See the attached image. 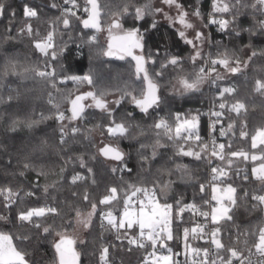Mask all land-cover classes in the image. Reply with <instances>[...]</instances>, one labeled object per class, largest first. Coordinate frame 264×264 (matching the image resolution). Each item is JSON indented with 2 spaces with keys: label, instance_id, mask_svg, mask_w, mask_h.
<instances>
[{
  "label": "trees",
  "instance_id": "obj_1",
  "mask_svg": "<svg viewBox=\"0 0 264 264\" xmlns=\"http://www.w3.org/2000/svg\"><path fill=\"white\" fill-rule=\"evenodd\" d=\"M3 2L11 7L3 17H0V187L11 186L14 190L22 189V196L28 191L35 192V196L24 197V203L20 205V208L49 205L57 208L59 214L33 218L36 222L42 221L44 226H51L50 233H44L42 228L35 229L29 223L21 225V222L16 219L18 211L16 205H13L11 211L0 206V214L10 217L9 222H0V231L13 235V243L27 253L26 259L30 264H56L57 257L53 244L59 239L57 233L65 232L68 235L74 229L76 211L85 213L91 208V203L95 202L97 212L93 216L90 227L84 234L83 241L74 244L75 251L79 253V264L95 263L103 247L109 248L112 264H137L141 256L140 251L134 247H130L131 250H129L126 239L117 240V233L109 230L107 223L105 227H102L100 213L109 210L117 216L121 213L125 198L124 190L127 189L128 184L153 187L157 182L171 180L173 183L167 202L177 197L201 199L200 184H204L206 179V160H196L192 156H177L173 142L163 135L157 137L156 130L151 127L161 117L168 119L174 125L176 113H180L182 118L196 114H200L201 118L202 107L206 103L208 94L204 84L199 91L183 95L170 93L177 79L185 77L189 80L195 79L201 60L197 59L193 64L189 44L183 41L173 26L159 21L152 15L145 16L140 21L135 20L132 6L142 5L146 0H98L101 29L108 28L114 20H119L121 29L124 31L139 28L143 35V55L147 59L151 54L155 61V63L149 61L146 68L153 81L159 85V104L150 108L149 114L145 115L126 98L116 110L117 121L124 119L127 112L133 113V118L126 120L132 126L129 138L122 140L112 138L106 132L103 136L125 153L124 163L119 161H113V164L107 163L99 154L92 133L96 129L102 132L99 126L108 123V118L99 109L88 108L86 119L73 122L74 125L80 126L82 133L92 129L90 139H86L83 134L78 135L74 141L69 137L68 143L62 150L59 144L60 122L55 118L57 109L49 103L50 98L59 106V110L69 117V99L78 93L87 92L85 88L98 94L104 93L105 99L109 100L118 99L123 93L129 91H134V94L139 96L145 84L142 79H137L132 61L120 59L115 55H105L107 48L106 43L100 39L101 29L86 30L76 17H70L69 28H64L62 22L56 25L54 35L56 60H51L50 55L45 57L35 49L34 40L46 37L52 30L51 22L61 15L62 6L58 0H3ZM178 2L189 13L194 8H199L203 17L202 23L205 25L210 0H178ZM247 2L252 3L254 0H247ZM53 3L57 4L56 8L51 7ZM25 4L36 8L37 18L27 20L24 18ZM78 4L80 8L74 11H77V15L81 18H86L88 14L83 12L85 0H78ZM126 4L129 5L130 14L118 15ZM13 9L16 11L15 18L11 17ZM215 15L229 20L232 18L230 13ZM258 18L264 17H260L258 12L254 13L251 8H248L243 15L239 16L236 24L243 29L252 28ZM154 19L155 28L151 27ZM25 23L32 25L31 37L27 33L17 34L18 29L24 27ZM9 27H11L10 33L6 31ZM232 27L230 26L221 34H216L215 30L211 29L210 50L214 58L228 50L234 54V59L238 58L241 61L240 72L231 73L228 78L217 81V84L221 88L235 89L232 95L225 94L228 106L236 100L246 105V110H242L239 115L226 107L225 115L221 117L223 124L230 122L234 124L233 130L223 139L225 145L231 143V149L226 147L225 152L249 153L247 161L243 158H233L236 164L226 178L227 184L237 188L238 197H243L245 190L251 194L259 192L260 189V183L253 178L251 170L259 166L262 161L259 158L252 161L250 157L253 154L256 156L264 154L260 147L251 148V136L258 128L264 127V92L255 90L256 80H264V55H261L264 52V34L257 29L255 35H251L248 31H241L240 35L236 36L232 32ZM37 32L39 35H36ZM9 35L12 38L6 39ZM93 36L95 40L91 39ZM205 44L206 41L204 47ZM52 51L53 49H49V54ZM253 51H256L257 55L248 62L247 67H243V62L251 56ZM172 56L180 58V65L174 67L170 64L162 68L161 65ZM49 62L56 69V87H53L47 78H40L32 71L34 68L43 70ZM224 70L217 65L219 73ZM84 75L92 77V85L86 82L76 83L71 79L64 82L60 80V77ZM209 94L214 106L221 102L216 95V86ZM217 109L220 111L219 108ZM14 121L17 123L13 131ZM30 123L32 126L28 127ZM63 123L67 125L69 121L65 119ZM242 129L249 133L247 137H240ZM157 139L165 146L158 148L157 156L152 159L151 146ZM141 143L149 147L141 150ZM197 143L189 141L185 144V148L191 146L199 151ZM142 156H147L149 159L144 160ZM69 157L72 162L65 164V160ZM78 157H83L87 164L86 168L80 167ZM25 160L30 161L33 168L26 170L25 175L21 177L19 171L22 170V162ZM125 163L127 168L113 173V167L121 169L124 168ZM177 164L187 165V176L181 178L175 171ZM215 166L223 167L224 162L217 161ZM237 166L241 170L239 176L235 174ZM62 168L63 172H61ZM87 168H91L92 172L89 173ZM41 170L44 174L37 177V172ZM169 171L172 172L171 175ZM77 173L84 179L74 184L72 177ZM245 173L249 177L247 181L243 180ZM36 183L39 187H33ZM45 185L49 186L47 193L43 190ZM111 187L118 189V200L110 205L99 204V200L109 194L108 190ZM85 193L89 196L88 201L83 199ZM161 202H164L163 198ZM254 203L256 202L251 201L250 198L240 200L237 208L234 209L233 221H221L222 240L226 245L245 250L244 240L246 238L251 240L253 237H245L241 233L256 232V229L264 224V208L253 209L251 205ZM124 231L122 229L121 233ZM138 231V227H134L129 235L138 234ZM20 234L29 235V241L21 244L16 239ZM238 237L239 243H237Z\"/></svg>",
  "mask_w": 264,
  "mask_h": 264
},
{
  "label": "snow or ice",
  "instance_id": "obj_2",
  "mask_svg": "<svg viewBox=\"0 0 264 264\" xmlns=\"http://www.w3.org/2000/svg\"><path fill=\"white\" fill-rule=\"evenodd\" d=\"M65 5H70V7H64L61 11V15L56 17V20L51 22V31H49L46 37L34 40L35 49L39 50L45 57L51 56V60L57 59V52L55 51L54 35L56 32V25L62 22L64 28H69L71 25L70 17H76L80 23H82L85 29L95 28L97 31L100 30V6L98 0H85V5L83 7V12L87 13V18H81L77 15V11L74 9H79L80 5L78 0H63ZM90 6V7H89ZM11 5H6L3 0H0V17H3ZM52 8H56L57 4L53 3ZM134 8V18L137 21L143 20L145 16L163 14L165 18L169 19L173 25L179 24L181 30H178V35L184 39L186 44L192 46L193 54L191 60L195 64L197 59L203 61V64L199 67L195 79L189 80L188 78H181L179 83L183 89V92L199 91L200 87L204 83H209L212 86L217 87V98L221 101L218 104L220 111L211 110L210 117H215L214 120H210L209 125V135L211 137V145L209 143L203 142L201 136L199 135V122L200 114L191 115L190 117H183L180 113L175 114V124L169 122L168 119L161 117L156 120L151 127L156 130V136H166L169 141H172L176 147L177 156H192L196 160H204L207 158L209 165L213 164L212 157L224 162V166H213L211 167L212 172V197L211 199L216 202L214 206H211V210L202 211L201 208L195 203L182 204V199L175 200V211L173 204L167 202L169 191L171 190L172 181L167 182H157L153 185L151 189L143 186H136L134 184H128L127 189H125V198L123 200V212L120 217L114 216L111 210L107 212L101 211V226L105 227L104 221H107V227L109 230H114L117 233V240L126 239L129 245H133L140 249H146L149 246L152 251L149 252L145 257L143 264H181V261L176 259L180 253H174L173 249L168 246L169 241H173L178 237L174 235L173 222L174 216L178 219H182L183 213L185 211H192L194 214H198L205 218V223H195L192 227H184L182 237L184 244V255L186 257L184 264H234V261H239V264H264V227H259L256 232H244L241 235L245 237H253V239H245L244 245L245 250L248 255H244V251L240 250L234 246L226 245L221 238V229L218 225L221 221H233L234 209L237 208L240 200H247L250 198L251 201L256 203L252 204L253 209L264 208V154H262L259 159L261 163L258 167H253L251 172L253 178L260 183L259 192L249 193L247 190L244 191L243 197H238L237 188L232 184H227L226 187H218L216 182L219 181L221 184L224 183V178L229 176V171L233 169L236 160L233 158H243L247 161L249 159V153L245 151H228L225 152L226 147L231 149V143L225 145L224 143L217 144L215 136L212 134L216 131V125L221 123V117L225 115L224 110L228 107L229 111L235 112L237 115L240 114L242 110H246V105L239 100H236L230 106H228L225 100V94L232 95L235 92L233 87H223L221 88L217 81L222 80L224 77L217 71V65L223 67L226 72L236 74L241 71V61L236 58L234 59V54L225 50L223 53H219L216 58L209 57L205 59L203 53V44L208 39L205 33L196 27V25L190 19V13L187 11L178 0H160V6H155L154 0H146L142 5H133ZM251 8L254 13L258 12L260 17H264V0H254L252 3H248L247 0H213L212 12L209 14L208 24L204 25L207 27L210 24L218 25V31H225L232 27V32L236 36H239L241 31H248L251 35L256 34L258 29L261 34H264V18H258L255 20V25L252 28L243 29L236 24L239 16L243 15L245 10ZM167 9V10H166ZM175 9V17L170 15V12ZM216 13L220 14H231V20L216 18ZM129 13V5H125L122 12L118 15H125ZM23 16L24 18H37L38 12L36 8L30 7L28 4L23 6ZM191 16L203 20L199 8H194L191 12ZM11 17H16V11L13 9L11 11ZM155 19L151 27L155 28ZM121 29L122 26L119 20H114L110 25L109 33L111 35V30ZM192 30V38L189 39L186 35V30ZM8 33L11 32V27L7 28ZM27 33L28 36L33 35V29L31 23H25L24 27L18 29V35H23ZM230 35L232 33H229ZM36 35H39L37 32ZM9 35L6 39H11ZM95 40V37H91ZM112 41L108 45V51L105 55L112 56L117 53L113 52V48L116 47L119 58L124 59L125 56H131L136 62L135 73L137 79H142L145 84L144 89L141 91L140 95L134 94V91H129L123 93L118 99L114 101H108L105 99L104 93H97L95 91H88L82 94L76 95L74 98L69 99L71 115L69 117L65 116L63 111L59 110V106L53 103L50 98L49 103L56 107L57 112L55 118L60 122V140L59 144L62 147L68 143V138L71 137L74 141L78 135L83 134L86 139H90V134L92 129H87L82 133L79 125H74L73 122L81 121L87 118L86 109H99L108 118V123L106 125L99 126L102 128L101 134H106L109 137L117 139H128L131 130V124L127 123L126 120L133 118L132 112H127L124 119L117 121L116 110L120 107L121 102L128 98L136 108L140 110L141 113L145 115L149 114V109L153 106H158L159 96L157 95L159 90V85L153 81L150 77L146 64L151 61L155 63L152 59L151 54L145 58L143 55L144 45L143 35L140 33L139 28H134L127 31L121 37H112ZM49 49L53 51L49 54ZM134 49H140L141 54H134ZM257 55L256 51H253L251 56L248 57L246 61L243 62V67H247L248 62L252 60L253 57ZM264 55V52L261 53ZM168 64L172 66L180 65V58L172 56L168 61ZM167 64H162L161 67H166ZM50 69V70H49ZM35 75L40 78H47L53 87H56L57 73L55 67L49 62L46 63L45 68L41 70L40 68L32 69ZM7 74V72H6ZM141 74L142 77H141ZM160 75V73H157ZM67 79H71L76 83L86 82L89 85L93 84L92 77L90 75L84 76H71V77H60L61 82ZM58 90V89H57ZM255 90L258 92H264V80L257 79L255 82ZM51 97V94H50ZM91 99V103L85 104L83 101ZM11 99V97H9ZM110 104H114L115 107H110ZM215 107V106H214ZM67 119L69 123L65 125L63 121ZM13 122V131L15 130V124ZM36 123V122H32ZM32 123L28 127L32 126ZM246 127V125H245ZM234 128L233 123H229L227 129L221 127L220 136H225L228 132H231ZM67 129V131H66ZM234 135V133H233ZM249 133L243 129L240 131V137H247ZM189 141H195L199 151L194 150L193 147L188 146L185 148V144ZM46 143V142H45ZM160 140L157 139L155 144L152 145V159L157 156V149L164 147ZM264 127L258 128L255 134L251 136V148L257 149L261 148L262 153H264ZM149 147L148 145L141 143L140 149L143 150ZM98 151L107 158L115 161L124 163L125 153H123L117 145L104 144L103 147L99 148ZM251 160L256 161L258 157L253 154L251 155ZM80 163V167L86 168L87 164L83 157L77 158ZM142 159L148 160L147 156H142ZM72 159L69 157L65 160V164L71 163ZM33 164L25 160L22 162V170L19 171V176L23 177L25 171L32 169ZM127 168L126 163L124 168L118 169L113 167V173L123 171ZM64 169H61L63 172ZM89 173L92 172L91 168H87ZM131 171V169H128ZM175 171L180 174L181 178L188 175L187 165L177 164ZM240 169L237 166L235 169V174L239 176ZM43 171L37 172V177L43 175ZM172 172L169 171V175ZM248 175L245 173L243 180H248ZM84 177L77 173L72 177V183H76L78 180H82ZM54 186V185H53ZM33 187H39L36 183ZM48 185L44 186V192H48ZM205 190V185L200 184V192L203 193ZM22 189L14 190L11 186L0 187V206L7 211H11L13 205H16L18 211L16 219L24 223H29L35 229H41L44 233H50L51 226H44L41 222L34 221L33 218H44L49 214L58 215V209L51 207L49 205H44L40 207H25L20 208V205L24 203V197L35 196V192L28 191L21 195ZM109 194L105 195L99 200L101 205H110L113 201L118 200V189L116 187H111L108 190ZM130 192V195H129ZM137 194L143 197L140 198ZM133 197H136V201H133ZM161 198L164 202L161 203ZM83 199L85 201L89 200V196L85 193ZM175 199V198H174ZM210 202L205 200L204 204H209ZM138 204V207L136 205ZM97 212V204L95 202L91 203V210L84 215L79 210L76 211L77 222L84 227H88L91 223V218ZM210 217V223L216 225V227L208 229V218ZM10 217L6 214H0V222H9ZM134 227H138L139 232L135 235H129L130 230ZM125 230L121 233V230ZM59 239L54 242L53 247L55 249L57 261L56 264H78L79 253H77L74 248V240L70 238L65 232L57 233ZM23 244L29 241L30 237L27 234H20L16 237ZM203 240L205 243L211 245V247H197L193 246L190 241ZM237 243H239V237L237 238ZM166 249L167 254L160 253L158 250ZM131 250V248H129ZM108 253L109 248L103 247L100 253L101 264H108ZM27 253L22 249L18 248L13 243V235L7 232L0 231V264H30L29 260L26 259ZM256 256L257 259L253 261L252 257Z\"/></svg>",
  "mask_w": 264,
  "mask_h": 264
},
{
  "label": "built area",
  "instance_id": "obj_3",
  "mask_svg": "<svg viewBox=\"0 0 264 264\" xmlns=\"http://www.w3.org/2000/svg\"><path fill=\"white\" fill-rule=\"evenodd\" d=\"M58 2L61 4L62 9L64 7H67V5L64 4L63 0H58ZM212 3H213V0H210V7H209V10H208V12L206 14V23H205V25L208 24L209 14L212 12ZM216 18L220 19V17L217 16V15H216ZM218 27L219 26L215 25V24H210L207 27H205L206 28V37L208 38L206 40L205 49L203 51L205 59H207L209 57V55L211 56V58H214L212 56L211 50H210V31L213 28L215 30L216 34H221L223 31H218ZM202 64H203V61L201 60V65ZM204 85H205V87L207 89L208 94H207L206 103L202 107V116H201L200 122H199V135L201 136L203 142L209 143V145H211V137L209 135V125H210V120H214L215 117H210V111L213 110V109L217 111L218 110L217 109L218 108V104H216L215 107H214V105L211 102L210 94H209L211 92V90H213V88L215 86H212V85H210L207 82L204 83ZM227 126H228V124H223L222 120H221V123L216 125V131L212 135L215 136L217 144L223 143V139L226 138L227 134L225 136H220V129H221V127H223L224 129H227ZM211 159L213 160V164L212 165H209L207 158L205 159L206 160V179L204 181L205 190H204V192L202 194L200 192L201 199L200 200H194L192 198L183 199L182 197H177L176 199H182V204H191V203L195 202L201 208L202 211H209V212L211 210V206H214L216 204V202L211 199V197H212V183H213L212 182V175L213 174L211 172V167L215 166L217 161H220V160L216 159L215 157H212ZM216 184H217L218 187H221V188L226 187L227 186L226 178H224V183L223 184H221L219 181H217ZM147 188L151 189L152 187H147ZM137 195L140 196V194H137ZM140 198L143 199L142 196H140ZM132 199H133L134 202L136 201V197H133ZM175 200L168 201V203L173 204L174 211H175V207H176L175 206ZM205 200L209 201L210 203L209 204H204ZM161 203H163V202H161ZM136 207H138V204L136 205ZM106 223L107 222L104 221V224H106ZM195 223L203 224V223H205V218L202 217V216H199L198 214H194L192 211H185L183 213L182 219H178V218H176L174 216L173 230H174V235H176L178 238L174 239L173 241H169L168 242V246L173 249L174 253H180V255L176 257V259L181 261V264H184V261H185L186 257L184 255V251L185 250H184L183 240L181 238H179V237H182V233H183L184 227H189L190 228ZM100 225H101V216H100ZM213 227H216V225H212L210 223V217H209L208 218V229L210 230ZM218 227H220V229H221V238H222V226H221V223L218 225ZM259 227H264V224L260 225ZM257 229H256V231H257ZM190 242L193 244V246H197V247H211L210 244L205 243L203 240H196V241H190ZM127 245H128V248L134 247V248H136V249H138L140 251L141 259L139 260V262L137 264H143L144 257L149 252L152 251L150 246L148 248H146V249H140V248H137V247H135L133 245H129L128 242H127ZM240 250L244 251V255L245 256L248 255L246 250H243V249H240ZM160 253L167 254V250L166 249H160V250H158V254H160ZM107 259H108V264H112V261L109 258V253H108V258ZM252 259H253V261H255L257 259V257L253 256ZM92 264H101L100 255L97 257L96 262L92 263ZM234 264H239V261H234Z\"/></svg>",
  "mask_w": 264,
  "mask_h": 264
},
{
  "label": "rangeland",
  "instance_id": "obj_4",
  "mask_svg": "<svg viewBox=\"0 0 264 264\" xmlns=\"http://www.w3.org/2000/svg\"><path fill=\"white\" fill-rule=\"evenodd\" d=\"M154 4H155V6H160V0H156V1L154 2ZM166 10H167V9H166ZM170 15L173 16V17H175V15H176L175 9H173V10L170 12ZM155 18L158 19L159 21L166 22V23H168L169 25L173 26V27L177 30V32H178V30H181V26H180L179 24H175V25H173V23H172L169 19L165 18V16H164L163 14L156 15ZM190 19H191L192 22L196 25V27L199 28V29H201V30L205 33V35H206V28L204 27L202 21H201L200 19L196 18V17L191 16V13H190ZM109 28H110V26H109L108 28L105 27V28L101 29V31H100V33H99V34H100V39H101L104 43H106L107 38H108V36L110 35V33H109ZM122 31H124V30H123V29H115V28H113V29L111 30V35H112V34H118V33H121ZM192 34H193V33H192V30H191V29L186 30V35H187V37H188L189 39L192 38ZM183 41H184V39H183ZM184 42H185V41H184ZM189 46H190V48H191V54H190V58H191V56H192V54H193V49H192V46H191V45H189ZM204 49H205V47H204V44H203V51H204ZM220 74L224 77V79H226V78H228V77L230 76L231 73H230V72H226V71L224 70V71L220 72ZM180 79H181V78L177 79V80L174 82L173 87H172V89H171V91H170L171 94H173V95H183V94H185V93H188V92H183V89H182V87H181V85H180V83H179V80H180ZM84 90H87V92L89 91V89H86V88H85ZM114 100H116V98H111V99H109L108 101H114ZM84 102H85V104H89V103H91V99L89 98V99L85 100ZM109 106H110V107H113V108L115 107L114 104H110ZM254 134H255V133H254ZM92 136H93V139H94V141H95V143H96V147H97V149L103 147L104 144H113V145H115L114 143L109 142V141H108V140H107V139L101 134V132H100L98 129H96V130L93 131ZM263 147H264V146H263ZM257 157L259 158L260 156H257ZM106 161H107V163L113 164V161H111V160H106ZM257 167H258V166H257ZM90 210H91V208H90L87 212H85V213H83V214L86 215ZM122 212H123V210L121 211V213H120L118 216L115 215V214H113V215H114V216H117V217H120V216L122 215ZM93 216H94V215H93ZM93 216H92V218H91V221H92V219H93ZM90 224H91V223H90ZM89 227H90V225H89L88 227H84L83 225L79 224V223L77 222V217H76V218H75V222H74V229H73L71 232L68 233V236H69L70 238L75 239V241L78 242V244H79V243H81V242L83 241L84 234H85L86 231L89 229Z\"/></svg>",
  "mask_w": 264,
  "mask_h": 264
},
{
  "label": "water",
  "instance_id": "obj_5",
  "mask_svg": "<svg viewBox=\"0 0 264 264\" xmlns=\"http://www.w3.org/2000/svg\"><path fill=\"white\" fill-rule=\"evenodd\" d=\"M86 18H87V17H86ZM100 29H101V26H100ZM86 30L97 31L95 28H87ZM126 32H127V31H122L121 33H118V34H112V35H109V37L107 38V41H106V48H107V51H108V45H109L110 42H113L114 44L116 43L115 41H112V37H121V36H123ZM133 51H134V54H136V55H140V54H141V50H140V49H134ZM113 52L117 53V54H115V56H118V57H119V53H118L116 47L113 48ZM123 60H130V61H132V62L134 63V65L136 64V62L132 59L131 56H125ZM165 64L170 65V64H168L167 62H166ZM163 68H165V67H163ZM82 93H85V92H81V93H78V94H82ZM78 94H76V95H78ZM76 95H74L72 98H74ZM157 95H158V93H157ZM158 96H159V95H158ZM83 103H85V102L83 101ZM69 109H70V103H69V105H68V110H69ZM69 113H70V115H71V112H70V111H69ZM99 154H100V156H101L103 159H105V160H111V161H114V162H118V161H115V160H112V159H110V158L105 157V156L102 155L100 152H99ZM201 194H202V193H201ZM73 248H74V250H75L74 244H73ZM78 264H79V260H78Z\"/></svg>",
  "mask_w": 264,
  "mask_h": 264
},
{
  "label": "crops",
  "instance_id": "obj_6",
  "mask_svg": "<svg viewBox=\"0 0 264 264\" xmlns=\"http://www.w3.org/2000/svg\"><path fill=\"white\" fill-rule=\"evenodd\" d=\"M72 239H73V238H72ZM73 240L75 241V239H73ZM75 243H78V242L75 241L74 244H75ZM140 259H141V256H140Z\"/></svg>",
  "mask_w": 264,
  "mask_h": 264
},
{
  "label": "flooded vegetation",
  "instance_id": "obj_7",
  "mask_svg": "<svg viewBox=\"0 0 264 264\" xmlns=\"http://www.w3.org/2000/svg\"><path fill=\"white\" fill-rule=\"evenodd\" d=\"M109 37V36H108ZM146 66V65H145Z\"/></svg>",
  "mask_w": 264,
  "mask_h": 264
}]
</instances>
